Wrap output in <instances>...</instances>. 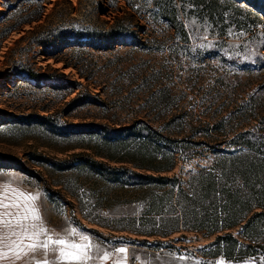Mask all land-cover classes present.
Returning <instances> with one entry per match:
<instances>
[{"label":"rangeland","instance_id":"obj_1","mask_svg":"<svg viewBox=\"0 0 264 264\" xmlns=\"http://www.w3.org/2000/svg\"><path fill=\"white\" fill-rule=\"evenodd\" d=\"M209 1L0 0V197L89 264H264V0Z\"/></svg>","mask_w":264,"mask_h":264},{"label":"snow or ice","instance_id":"obj_2","mask_svg":"<svg viewBox=\"0 0 264 264\" xmlns=\"http://www.w3.org/2000/svg\"><path fill=\"white\" fill-rule=\"evenodd\" d=\"M11 192L9 203H4V198L0 197V257L19 260L28 252L43 249L45 259L41 264H89L95 261L101 249L90 242L88 235H81L79 243L59 235L54 238L38 223L41 221L39 210L35 206L38 194L16 189ZM77 232V228H72L67 235L75 236ZM41 236L45 238L41 239ZM25 240L30 243L26 244ZM116 252L126 254L127 249L121 247ZM49 254L55 255L54 261L47 259ZM101 259L108 260L109 252L104 251ZM179 259L183 260L185 257L180 256ZM215 264H224V261L219 260Z\"/></svg>","mask_w":264,"mask_h":264},{"label":"trees","instance_id":"obj_3","mask_svg":"<svg viewBox=\"0 0 264 264\" xmlns=\"http://www.w3.org/2000/svg\"><path fill=\"white\" fill-rule=\"evenodd\" d=\"M171 1L172 0H153V2H154V4H155V6L160 10V12L162 13V15L165 17V19H167L168 21H170V22H172L173 23V21H176L175 23L176 24H179V25H181L182 23H181V21L180 20H175L174 18H173V16H171V14H173L175 11V8L172 6V4H171ZM215 0H211V1H209L206 5L207 6H205L207 9H208V11L210 12V13H213L215 10H217V4H216V2H214ZM170 4H171V6H170ZM218 13V12H217ZM35 18V17H34ZM34 18H24V19H21L20 21H19V24L20 23H22V22H28V21H31L32 19H34ZM174 26V25H173ZM252 37H254V35L252 36ZM264 45V44H263ZM255 54H257L256 56H264V53L263 52H261V47H258V46H256L255 47V52H254ZM252 61H256L255 59H252ZM26 72H27V74L30 76V77H32V78H34V79H36V80H39L42 76H39V74H37V73H35V72H32L31 70H26ZM160 167H162V166H159L158 164H154L153 166H152V168L154 169V170H159V169H162V168H160ZM136 173V175H138V176H142V174H140V173H138V172H135ZM150 176V175H149ZM159 178H161V179H171V178H169V177H167V176H165V175H159L158 176ZM197 178L198 176L197 175H193L192 176V178ZM202 183V185L201 186H199V185H197V186H195V188H194V195L196 194L197 196V203H196V205L198 206V208H200L201 210H204V212L205 211H207L208 209H209V207H208V204H205V203H203L202 202V200L203 199H205V198H211V197H216V194L215 193H219V192H221L222 193V195H221V197L222 198H226V197H228V198H230V197H232V196H230V195H228L227 193H225L224 191H225V189L224 190H217L216 189V185H217V180H215L214 178H206V177H200L199 178V183ZM167 192H171V190L169 189ZM183 192H185V188L183 187V186H180L179 188H178V190H177V193H178V195L179 194H185V193H183ZM176 193V194H177ZM230 200V199H229ZM161 205H163V204H161ZM225 205H227V204H224V206ZM158 209H161L160 207L158 208ZM205 213H207V212H205ZM207 215V214H206ZM211 220V223H213L214 221H213V219L211 218L210 219Z\"/></svg>","mask_w":264,"mask_h":264},{"label":"crops","instance_id":"obj_4","mask_svg":"<svg viewBox=\"0 0 264 264\" xmlns=\"http://www.w3.org/2000/svg\"><path fill=\"white\" fill-rule=\"evenodd\" d=\"M4 251H7V249H4ZM27 256V255H26ZM23 257V256H22ZM19 260H15L14 258L8 257V258H4V257H0V262L4 261V262H9V263H16V262H22L25 260V256ZM49 260V259H48ZM34 261V259H33ZM37 261H39V259H37Z\"/></svg>","mask_w":264,"mask_h":264},{"label":"water","instance_id":"obj_5","mask_svg":"<svg viewBox=\"0 0 264 264\" xmlns=\"http://www.w3.org/2000/svg\"><path fill=\"white\" fill-rule=\"evenodd\" d=\"M106 264H113L112 262H107Z\"/></svg>","mask_w":264,"mask_h":264}]
</instances>
